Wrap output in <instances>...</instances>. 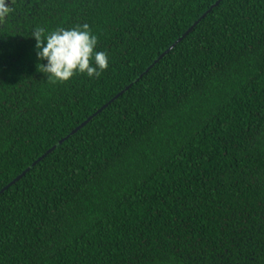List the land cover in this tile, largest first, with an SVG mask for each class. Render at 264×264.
<instances>
[{"label": "trees", "instance_id": "trees-1", "mask_svg": "<svg viewBox=\"0 0 264 264\" xmlns=\"http://www.w3.org/2000/svg\"><path fill=\"white\" fill-rule=\"evenodd\" d=\"M219 1L18 0L0 264H264V0ZM84 23L109 68L49 81L34 29Z\"/></svg>", "mask_w": 264, "mask_h": 264}, {"label": "clouds", "instance_id": "clouds-1", "mask_svg": "<svg viewBox=\"0 0 264 264\" xmlns=\"http://www.w3.org/2000/svg\"><path fill=\"white\" fill-rule=\"evenodd\" d=\"M6 0H0V16L9 9ZM36 41L37 57L44 74L51 82H68L77 74H86L89 78H98L109 68L107 52L96 51L98 37L87 23L71 28L60 27L46 32L37 27L32 33Z\"/></svg>", "mask_w": 264, "mask_h": 264}, {"label": "flooded vegetation", "instance_id": "flooded-vegetation-1", "mask_svg": "<svg viewBox=\"0 0 264 264\" xmlns=\"http://www.w3.org/2000/svg\"><path fill=\"white\" fill-rule=\"evenodd\" d=\"M8 6V13L5 16H0V38H2L4 29L7 27V24L10 20V16H13V11L15 9V6L18 2V0H6Z\"/></svg>", "mask_w": 264, "mask_h": 264}, {"label": "water", "instance_id": "water-1", "mask_svg": "<svg viewBox=\"0 0 264 264\" xmlns=\"http://www.w3.org/2000/svg\"><path fill=\"white\" fill-rule=\"evenodd\" d=\"M222 0H220L218 3H217V5H219V3L221 2ZM208 15L206 14V15H204L198 22H196L195 23V25L177 42V44H179L184 38H186L198 25H199V23L202 21V20H204L206 17H207ZM176 44V45H177ZM175 45V46H176ZM174 48V47H173ZM172 48V49H173ZM172 49H170V50H168L164 55H162L161 56V58L159 59V61L160 60H162ZM118 98V97H117ZM117 98H115V99H117ZM79 131V129L78 130H76L75 132H74V134L76 133V132H78ZM63 143V141L60 143V144H62ZM43 160V158H41V159H39L36 163H35V165L36 164H38L40 161H42ZM15 183V182H14ZM13 183V184H14ZM11 186V185H10Z\"/></svg>", "mask_w": 264, "mask_h": 264}]
</instances>
